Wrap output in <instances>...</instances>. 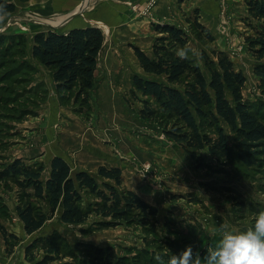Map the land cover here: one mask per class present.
<instances>
[{"label":"rangeland","instance_id":"obj_1","mask_svg":"<svg viewBox=\"0 0 264 264\" xmlns=\"http://www.w3.org/2000/svg\"><path fill=\"white\" fill-rule=\"evenodd\" d=\"M13 1L15 12L0 18V173L6 165L20 157L27 165L42 164L43 177L47 178L48 162L33 163L23 156V145H27H22L26 141V122L34 123L36 120L33 118L42 109L40 106L51 99L63 107L70 106L73 109L71 112L89 123L95 106L93 103L91 107L96 97L95 84L87 94L80 92L77 86L71 90L56 91L51 69L42 67L32 56L33 36L50 30L67 32L73 27V23H65L70 13H56L54 0ZM89 1L92 0H84L82 7L76 10L85 8ZM208 1L206 7L202 6L203 11L195 10L190 17H186V23L172 25L187 32L189 45L207 77L209 74L200 58V51L204 50L210 56L213 49L228 54L234 68L246 77L243 97L251 103L260 104L264 119V96L258 89V78L254 73L255 66L260 62L252 56L246 41L254 35L251 26L257 25L248 12L247 0H218L217 4ZM214 9H217V14ZM132 10H137V6H133ZM200 11L203 14L201 17ZM196 16L198 22L207 27L212 41L203 36L197 38V30L191 26ZM210 16L215 17L213 23H208ZM159 24L165 22L155 25ZM132 75L129 78L131 87L121 92L120 106L123 108H108L114 118L127 121L122 122L125 124L122 129L119 128L121 135H127L128 155H123L121 162L130 170L131 176L144 181L149 193H152L151 202L147 203L158 209L154 228L160 238L176 240L181 251L186 245H192L194 251L197 249L201 256L206 255L224 230L250 228L255 217L264 212V160L252 168L242 165L236 156L235 135L225 124L223 128L232 149L230 159L218 162L207 150L191 156L181 143L168 138L165 130H169L170 125L166 119L145 120L140 117L144 98L132 86ZM52 95L54 98H51ZM98 106L100 113L97 111V114L108 118L107 108L104 113L103 108ZM140 141L144 143L143 150L153 153L150 158L155 160L150 161L148 157L144 160L131 151V143L139 144ZM141 171L145 175H141ZM121 188L129 190L122 181ZM21 194L14 181L0 180V224L17 237L8 238L6 243L0 233V264H20L23 260L35 264L46 253L44 245L51 243L61 247L64 254L63 258L59 256L51 264L70 262L73 257L92 264L95 256L91 254L90 246L103 251L109 249L127 261L137 260V264H157L155 258H165V253H168L166 247L153 240L154 234L147 230L149 227L143 229L137 224L120 222L117 226L96 230L97 224L103 221L96 215H90L87 222L79 226L62 224L55 215L39 231L27 236L15 210ZM165 220L171 222L170 226H164ZM189 227L200 231L199 238L188 236L184 230ZM170 229L178 230L177 236ZM9 249L11 256L7 253ZM143 251L152 256L154 262H147L136 255ZM164 258L161 264H166ZM97 261L100 262V259Z\"/></svg>","mask_w":264,"mask_h":264},{"label":"trees","instance_id":"obj_2","mask_svg":"<svg viewBox=\"0 0 264 264\" xmlns=\"http://www.w3.org/2000/svg\"><path fill=\"white\" fill-rule=\"evenodd\" d=\"M176 1L182 3L184 0ZM247 6L257 25L251 26L254 35L246 41L252 56L260 62L254 73L258 78V89L264 96V0H247ZM15 9L13 0H0V18L14 13ZM191 26L197 30V38L203 36L213 40L197 16ZM154 30L158 36L149 54L134 47L145 74L134 73L131 77L132 86L144 98L140 117L145 120L163 117L170 125V129L165 130L169 139L181 143L191 156L207 150L218 162L232 156L223 128L225 124L235 135L236 156L242 165L252 168L263 161V113L259 103H251L243 97L246 83L243 72L234 68L225 51L213 49L210 56L201 50L200 58L209 74L207 77L189 45L185 30L168 23L155 25ZM103 43L104 33L97 26L87 25L67 32L50 30L33 36L31 53L42 67L51 69L57 92L77 86L80 92L87 94L95 84ZM43 171L42 164L31 166L17 158L0 173V180L14 181L22 192L15 210L27 236L39 231L55 215L62 224L69 226L82 225L90 215H96L103 219L96 230L114 227L120 222L137 224L143 229L149 227L147 230L154 234L153 240L168 250L165 258L160 256L166 264L169 256L181 252L176 240L160 238L154 228L158 209L135 192L121 188L120 168L100 166L96 173L72 170L64 158L56 156L50 161L47 178L43 177ZM170 224L165 220L164 226ZM184 231L190 238H199L200 231L194 227ZM170 232L177 236L178 230L170 229ZM0 233L6 243L8 238H17L1 224ZM43 248L46 253L35 264H51L64 256L56 244H47ZM90 248L95 256L92 264H137V260L127 261L109 249ZM11 252L9 249L8 255ZM143 252L136 255L154 262L152 256ZM61 264L89 263L73 257L72 261Z\"/></svg>","mask_w":264,"mask_h":264},{"label":"crops","instance_id":"obj_3","mask_svg":"<svg viewBox=\"0 0 264 264\" xmlns=\"http://www.w3.org/2000/svg\"><path fill=\"white\" fill-rule=\"evenodd\" d=\"M212 1L213 4L218 3V0ZM83 2L84 0H54V7L56 13L72 14L78 11L77 8L82 7ZM152 2L149 13L143 16L145 7ZM208 2V0H184L182 3L176 0H92L88 6L78 11V14L67 19L65 23H73V27L92 25L99 27L104 33V43L95 71L96 97L91 102L92 108L95 103L94 112L86 124L79 115L71 112L73 109L70 106L63 107L51 99L45 102L44 106H40L42 109H39L38 116L33 118L36 121L26 122L28 125L24 127L26 141L24 140L22 145L27 144L23 145L24 158L30 159L33 163L48 162L50 169V161L60 156L68 162L72 170L81 169L90 173H96L100 166L118 167L121 169L123 185L150 203L152 193H149L145 182L133 175L132 177L130 170L121 162L123 155H128L127 135L125 133L121 135L119 128L122 129L125 125L122 122L127 121L114 118L108 108H123L120 106L121 92L131 87L130 76L133 73L143 74L134 47L150 53L157 37L155 24L165 22L179 26L180 23H186L185 18L190 17L192 12L202 10V6ZM133 6H137V10H132ZM202 11L200 17L203 15ZM215 12L217 14V9H214ZM214 19L215 17L210 16L208 23H213ZM51 98H54V95ZM98 105L103 108L104 113L107 108L108 118L104 114L102 116L97 114V111L100 113ZM96 107L98 109H95ZM112 123L114 125L111 126ZM131 145V151L139 158L155 160L150 158L153 153L143 150L142 141L139 144L132 142ZM20 264L29 263L23 260Z\"/></svg>","mask_w":264,"mask_h":264},{"label":"clouds","instance_id":"obj_4","mask_svg":"<svg viewBox=\"0 0 264 264\" xmlns=\"http://www.w3.org/2000/svg\"><path fill=\"white\" fill-rule=\"evenodd\" d=\"M155 259L161 264L162 257ZM167 264H264V212L255 217L250 228L224 230L206 255L186 245L180 253L172 254Z\"/></svg>","mask_w":264,"mask_h":264},{"label":"built area","instance_id":"obj_5","mask_svg":"<svg viewBox=\"0 0 264 264\" xmlns=\"http://www.w3.org/2000/svg\"><path fill=\"white\" fill-rule=\"evenodd\" d=\"M152 4H153V2H152V3H149V4L145 7V9H144V11H143V14H144V15L147 14V13L149 12V9L151 8ZM141 175H145V174H144V171H141Z\"/></svg>","mask_w":264,"mask_h":264},{"label":"water","instance_id":"obj_6","mask_svg":"<svg viewBox=\"0 0 264 264\" xmlns=\"http://www.w3.org/2000/svg\"><path fill=\"white\" fill-rule=\"evenodd\" d=\"M76 14H78V11L75 12V13L70 14V15L68 16V18H71V17H73V16L76 15ZM61 28H64V27H61ZM75 28H81V27H72V28H69L68 30L75 29ZM1 31H2V30H1ZM61 32H64V31H61Z\"/></svg>","mask_w":264,"mask_h":264},{"label":"bare ground","instance_id":"obj_7","mask_svg":"<svg viewBox=\"0 0 264 264\" xmlns=\"http://www.w3.org/2000/svg\"><path fill=\"white\" fill-rule=\"evenodd\" d=\"M8 26V25H7Z\"/></svg>","mask_w":264,"mask_h":264}]
</instances>
